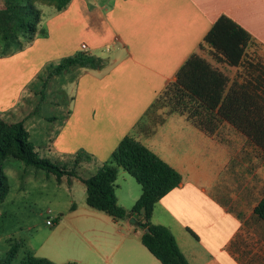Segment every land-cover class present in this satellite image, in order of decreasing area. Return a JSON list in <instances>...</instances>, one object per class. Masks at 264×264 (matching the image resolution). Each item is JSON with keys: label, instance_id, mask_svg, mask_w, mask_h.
<instances>
[{"label": "crops", "instance_id": "1", "mask_svg": "<svg viewBox=\"0 0 264 264\" xmlns=\"http://www.w3.org/2000/svg\"><path fill=\"white\" fill-rule=\"evenodd\" d=\"M222 16L249 34L248 48L264 52V0H72L41 27L43 37L0 57L2 117L23 122L39 155L56 164L72 163L78 152L88 154L91 160L79 170L88 178L133 133L192 54L231 82L244 83L250 73L260 78L264 57L248 54L255 66L249 72L245 61L230 66L204 43ZM82 44L94 67L74 68L47 83L50 92L52 84L67 78L57 92L64 100L32 94L47 68L84 53ZM41 104L64 111L42 116ZM134 136L182 177L156 204L151 221L172 232L189 264H264V221L254 213L264 197L261 146L227 122L211 135L180 114L167 116L152 135ZM56 181L68 195V209L50 217L53 226L47 225L49 215L41 228H30L14 243L24 242L36 257L55 264H162L143 245L133 217L116 220L90 208L79 178ZM116 185L119 205L131 209L141 186L123 169Z\"/></svg>", "mask_w": 264, "mask_h": 264}, {"label": "trees", "instance_id": "2", "mask_svg": "<svg viewBox=\"0 0 264 264\" xmlns=\"http://www.w3.org/2000/svg\"><path fill=\"white\" fill-rule=\"evenodd\" d=\"M41 1L44 5L55 7L57 12H62L72 0ZM37 2L39 0H4V6L0 8V42L4 45L0 57L22 51L36 36L44 35L40 28L42 13ZM204 43L222 56L228 65L237 67L245 61L249 72L255 69L253 63L246 60L251 43L249 34L226 16L217 20L205 36ZM215 58L221 61L216 55ZM77 67L93 68V57L79 53L63 59L56 66H50L45 71L47 77L43 89L53 76ZM263 75L264 72L260 78L255 79L250 73V79L244 83L237 80L231 82L225 73L205 58L192 54L134 126L133 133L127 135L109 161L88 178L81 177L79 172L82 163L91 160L88 154L78 152L71 165H58L42 158L24 123H8L0 112V209L10 191L4 164L10 159L19 160L26 166L54 175L59 182L64 176L79 178L86 187V203L90 208L116 220L133 217L135 226L143 231V245L162 264H189L172 232L151 221L156 204L181 184L182 177L134 135H152L165 123L167 116L180 114L211 135L227 122L264 150ZM160 111L164 114L159 115ZM120 169L141 186V196L129 210L119 205L116 196ZM254 213L264 221V197ZM25 247L24 242H15L0 257V264H55L48 259L36 257Z\"/></svg>", "mask_w": 264, "mask_h": 264}, {"label": "rangeland", "instance_id": "3", "mask_svg": "<svg viewBox=\"0 0 264 264\" xmlns=\"http://www.w3.org/2000/svg\"><path fill=\"white\" fill-rule=\"evenodd\" d=\"M3 6L4 0H0V8ZM37 7L42 13V25L40 28H43L52 16L59 13L55 7L44 5L41 0L37 2ZM41 37L43 36L41 35ZM3 48L4 45L0 42V53H2ZM13 48H15L14 45ZM247 54L260 58L264 57V52L258 50V48H248ZM46 77L47 74L43 73L37 79L36 85L31 87L32 94H37V97L42 96L44 99L56 97L58 101H63L64 96L57 94V92L62 87L61 84L67 81V78L65 79L64 77V82L58 81L52 84L50 92L46 91L47 88L43 89L44 92L40 95L39 90H41V87L43 88ZM38 107V112L42 116L58 115L64 111L63 106L50 107L46 104H41ZM158 114L163 115L164 112L160 111ZM42 129L39 128V130ZM40 156L42 158L47 157L44 153H40ZM66 163L67 165H71L70 161ZM4 171L8 178L10 191L0 209V237L2 238V241H0V257L10 250L14 241H19L22 239L21 237H25L30 228H41L48 219L49 210L53 212L49 218L55 217L59 215L58 211L67 210L70 205L67 193L58 185L54 175L38 170L33 166H26L23 162L15 159L5 162ZM9 238H12L13 241H10Z\"/></svg>", "mask_w": 264, "mask_h": 264}, {"label": "built area", "instance_id": "4", "mask_svg": "<svg viewBox=\"0 0 264 264\" xmlns=\"http://www.w3.org/2000/svg\"><path fill=\"white\" fill-rule=\"evenodd\" d=\"M81 51L84 52V53H88V47H87V45L82 44L81 45ZM48 214L51 215L52 214V211L49 210L48 211ZM54 224H55V222H54V220L52 218L48 219V221H47V225L48 226H53Z\"/></svg>", "mask_w": 264, "mask_h": 264}]
</instances>
